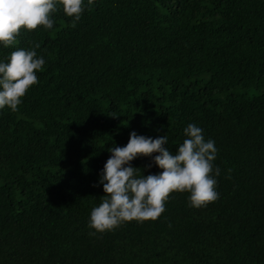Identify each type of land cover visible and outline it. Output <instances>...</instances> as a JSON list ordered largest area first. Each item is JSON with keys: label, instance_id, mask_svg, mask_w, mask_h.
<instances>
[{"label": "trees", "instance_id": "trees-1", "mask_svg": "<svg viewBox=\"0 0 264 264\" xmlns=\"http://www.w3.org/2000/svg\"><path fill=\"white\" fill-rule=\"evenodd\" d=\"M0 264H264V0H0Z\"/></svg>", "mask_w": 264, "mask_h": 264}]
</instances>
